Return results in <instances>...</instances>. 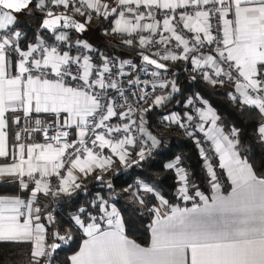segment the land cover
<instances>
[{
	"label": "snow or ice",
	"instance_id": "1",
	"mask_svg": "<svg viewBox=\"0 0 264 264\" xmlns=\"http://www.w3.org/2000/svg\"><path fill=\"white\" fill-rule=\"evenodd\" d=\"M96 22L140 63L83 39ZM180 63L193 81L230 87L264 144V0H0V181L20 193L0 195V243L27 245L29 264H55L77 239L63 264H264V169L199 93L163 121L196 143L207 190L180 156L163 165L171 198L150 178L123 189L150 216L146 246L100 193L66 220L46 203L86 191L89 177L112 190L106 175L153 155L147 116L179 93L165 73Z\"/></svg>",
	"mask_w": 264,
	"mask_h": 264
},
{
	"label": "trees",
	"instance_id": "2",
	"mask_svg": "<svg viewBox=\"0 0 264 264\" xmlns=\"http://www.w3.org/2000/svg\"><path fill=\"white\" fill-rule=\"evenodd\" d=\"M25 30L34 29L38 21L27 16L20 17ZM86 35V32L83 36ZM121 56H132L139 60L137 52L119 44L117 51ZM112 54L113 51L109 50ZM179 69L177 73V85L180 88L179 93L175 95L174 100L164 108L155 109L148 116L150 130L160 139V146L153 152V155L141 162L139 166H133L127 170L121 169L118 173L114 172L110 175L113 189L102 187L94 178L89 177L86 181V191L66 197L57 204V208H52L51 200L48 205L55 213L58 220H66L69 213L85 201L92 199L100 193L109 198L110 193L115 194L113 198H109L119 209V213L125 224L126 234L142 245H147L150 240L147 224L150 216L147 210L138 204L130 195L123 192L124 188L129 185L135 186L138 180L151 179L160 184L162 191L171 198L175 192V173L165 171L163 165L176 156H180L183 166L190 174L192 180L202 185V190H207L205 180L204 161L201 158L200 151L196 143L189 138L183 129L176 125H168L163 121V116L173 109L179 111L184 110L183 101L193 95L199 93L204 99H207L223 116V123L226 130L235 126L240 129V150L249 157L250 162L257 169H264V144H261L254 131V126L258 123L259 117L253 111L241 109L239 105L234 103L227 95L229 90L221 87H213L199 77L193 81L190 74L182 71L181 65L170 67L169 71ZM180 101L181 103H177ZM20 194L17 186L10 180L0 181V195H17ZM79 240L77 239L70 247L64 246L58 250L55 264H63L65 257L71 254L77 247ZM28 246L14 243H0V264H29L28 262Z\"/></svg>",
	"mask_w": 264,
	"mask_h": 264
},
{
	"label": "crops",
	"instance_id": "3",
	"mask_svg": "<svg viewBox=\"0 0 264 264\" xmlns=\"http://www.w3.org/2000/svg\"><path fill=\"white\" fill-rule=\"evenodd\" d=\"M104 24L100 23V22H96L92 25V27L90 28V31L89 32H86V35L83 36L82 38L87 40L90 44H92L95 48L99 49L100 52L104 53V52H109L110 51H113V53H116L118 54L117 51V48L119 47V44L120 43V40L117 36H113V35H105L103 34V28H104ZM138 55V53H137ZM182 63H180L181 65ZM220 87V86H218ZM223 89H226V90H231L230 87H221ZM192 96V95H191ZM190 97V96H189ZM204 101H207V104L210 105L213 109H215V111L217 112L216 108L207 100V99H204ZM171 111H175V112H179V113H182L183 111H185V109L181 112L179 111L178 109H173ZM170 111V112H171ZM169 113V112H168ZM218 113V112H217ZM167 114V113H166ZM218 115L220 116V121L223 125V127L225 128V125L223 123V116H221L219 113ZM148 119V118H147ZM226 129V128H225ZM207 146V145H206ZM172 160V159H171ZM170 161V160H169ZM168 162V161H167ZM166 162V163H167ZM114 173V172H112ZM112 173H109L108 175L105 176V179H109L110 178V175ZM9 180L8 178H4L3 181H7ZM49 201H46V203L48 204ZM114 204V203H113ZM115 205V204H114ZM125 225V224H124ZM131 238V237H130ZM133 239V238H132ZM139 243V242H138ZM146 246V245H144Z\"/></svg>",
	"mask_w": 264,
	"mask_h": 264
},
{
	"label": "built area",
	"instance_id": "4",
	"mask_svg": "<svg viewBox=\"0 0 264 264\" xmlns=\"http://www.w3.org/2000/svg\"><path fill=\"white\" fill-rule=\"evenodd\" d=\"M104 54L105 55H109V56H111V57H113V58H116L117 60H122V59H130V60H132L134 63H137V64H139L140 63V60H136L134 57H132V56H121L119 53L118 54H116V53H112V54H110L109 52H104ZM184 68V65H183V63L181 64V69H183ZM179 72V69H175V70H173V71H168V73H165V76H167V77H169V78H172V76H171V74L172 73H175V80H176V83H177V73ZM188 74H190L191 75V73H189V72H187ZM230 91V90H229ZM205 147H207L206 145H205ZM107 180H109V179H107ZM62 198H63V196H61V197H59V198H57V199H52L51 200V202H52V208L54 209V208H57V204L62 200ZM116 207V206H115ZM117 208V207H116ZM53 211V210H52ZM73 211V210H72ZM71 211V212H72ZM117 211L119 212V210L117 209ZM53 215H55V213L53 212Z\"/></svg>",
	"mask_w": 264,
	"mask_h": 264
},
{
	"label": "rangeland",
	"instance_id": "5",
	"mask_svg": "<svg viewBox=\"0 0 264 264\" xmlns=\"http://www.w3.org/2000/svg\"><path fill=\"white\" fill-rule=\"evenodd\" d=\"M90 31V30H89ZM89 31H87V32H89ZM110 197L109 198H113L114 196H116L115 194H113V193H110V195H109ZM108 198V199H109ZM109 202L111 203V204H113V202H111L110 200H109ZM116 206V205H115ZM117 207V206H116ZM116 209H118V207L116 208ZM119 210V209H118Z\"/></svg>",
	"mask_w": 264,
	"mask_h": 264
}]
</instances>
